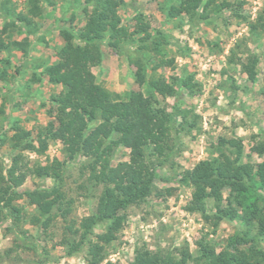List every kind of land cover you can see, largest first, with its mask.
I'll return each instance as SVG.
<instances>
[{
    "label": "rangeland",
    "instance_id": "obj_1",
    "mask_svg": "<svg viewBox=\"0 0 264 264\" xmlns=\"http://www.w3.org/2000/svg\"><path fill=\"white\" fill-rule=\"evenodd\" d=\"M182 1L123 0L119 9L122 24L130 31L135 28V17L142 15L152 33L161 31L166 35L169 44L165 58L172 63L160 67L156 76L174 84L182 96L163 98L157 95L156 105L171 113L175 112L173 107L176 105L181 111L176 126L185 114L192 127L184 124V128L179 129L171 156L162 161V165H156V190L146 202L128 208L126 225L118 240L108 247L103 264H132L140 250L177 253L188 248L196 257L197 242L202 238L208 237L220 250L230 236L245 230L242 224L227 220L213 230L199 213L188 209L192 190L179 181L185 171L193 169L199 162L218 156L220 149L228 152V147L221 145L222 139L235 141L244 162H264V152L254 151L264 145V28L258 27L255 31L251 28L264 23V0H225L232 4L231 8L220 13L212 11L209 20L197 25L185 16L171 18L168 15L170 8L179 6ZM29 2L0 0L2 38L7 42L28 40L29 43L27 53L16 49L0 53V69L7 74L6 80L0 79V164L4 171L10 166L11 156L18 153L11 147L14 123L31 132L36 148H39L38 133L51 124H59L51 96L59 94L62 88L50 83L44 70L58 59L64 44V29L68 26L75 30L82 28L87 20L85 10L91 13L95 6V0H41L43 15L34 19L40 31L28 35L5 7L15 10V14H26ZM14 22L16 28L12 27ZM7 25L10 27L2 33ZM103 52L102 64L92 69L97 83L112 93L116 101H126L133 92H142L151 101L154 91L136 83V65L129 58V55L142 58L137 42L119 50L105 46ZM251 57L258 61L255 81L249 79L243 67ZM151 66L148 65L149 72ZM62 148L61 142L52 141L45 151H25L23 154L29 167L38 164L50 168L54 160L64 161V191L74 200L68 221L80 222L96 211L101 188H93L88 182L83 167L86 158L79 156L67 161ZM129 153L128 149L117 146L112 168L128 161ZM52 185L51 176L30 175L20 191L47 189ZM224 194L227 196L226 192ZM16 204L30 216L37 213L26 199L18 200ZM212 204L209 200L210 209ZM66 225L58 218L49 235L29 224L23 229L39 236V243L50 258L46 264H87L86 246L69 257L67 249L59 244ZM8 226V222L0 223V264H39L41 250V254H35L17 248L14 235L7 231ZM103 229L98 227L96 233ZM259 242L264 249V237Z\"/></svg>",
    "mask_w": 264,
    "mask_h": 264
},
{
    "label": "trees",
    "instance_id": "obj_2",
    "mask_svg": "<svg viewBox=\"0 0 264 264\" xmlns=\"http://www.w3.org/2000/svg\"><path fill=\"white\" fill-rule=\"evenodd\" d=\"M40 2L30 0L26 14H15V10L3 7L30 35L40 31L34 24V19L43 15ZM122 4L123 0H95L92 12L85 10L87 20L82 28L75 30L68 26L64 29V44L58 59L44 70L50 83L62 88L59 94L51 96L59 124H51L38 133L39 148L34 145L31 132L18 123L12 126L11 147L18 153L11 156L7 170L0 164V223H9L7 231L14 235L17 248L35 254H41V250L39 264L50 261L48 252L41 247L39 236L29 234L23 226L29 224L49 235L58 218L67 223L59 243L67 249V256H73L86 246V263L103 264L108 247L118 240L126 225L128 208L146 202L156 190V165L171 156L179 129H183L184 124L192 127L185 114L176 126L181 112L176 105L173 113L156 105L157 95L182 96L174 84L156 76L160 67L172 63L165 58L169 44L166 35L161 31L152 33L142 15L135 17V28L130 31L122 24L119 14ZM231 7L225 0H183L179 6H172L168 15L171 18L185 16L197 25L209 20L212 11L220 13ZM14 24L12 27L16 28ZM9 27L7 25L2 33ZM258 27L264 28V23L251 26L253 31ZM134 42L142 53L140 59L129 55L136 65L135 81L141 87L148 86L154 94L151 101L142 92L131 93L126 101H116L112 93L97 83L92 69L102 64L105 46L119 50ZM28 46V40L7 42L0 35V53L10 49L27 53ZM257 62L256 57H251L243 64L251 81L256 79ZM6 76V71L0 69V79L6 80ZM1 140L4 142V136ZM52 141L61 142L67 161L79 156L86 158L83 167L88 182L93 188H101L96 211L80 222L68 221L74 200L64 191V161L54 160L50 168L38 164L29 167L26 163L25 151H45ZM221 145L227 146L228 152L220 149L218 156L185 171L179 182L192 190L188 209L199 213L213 230L225 220L236 221L245 230L230 236L220 250L217 243L205 237L197 242L196 257L188 248L177 253L140 250L132 264H264V249L259 245L264 237V162H244L243 153L236 148L234 140L222 139ZM117 146L130 151L129 160L112 168ZM254 149L262 154L264 145ZM30 175L51 176L53 185L47 189L20 191ZM22 199L34 206L37 213L30 216L16 204ZM209 200L213 202L211 209ZM100 226L103 231L96 233Z\"/></svg>",
    "mask_w": 264,
    "mask_h": 264
}]
</instances>
